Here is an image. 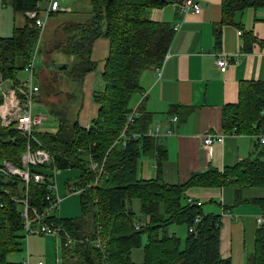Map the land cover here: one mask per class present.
<instances>
[{
  "label": "trees",
  "instance_id": "trees-1",
  "mask_svg": "<svg viewBox=\"0 0 264 264\" xmlns=\"http://www.w3.org/2000/svg\"><path fill=\"white\" fill-rule=\"evenodd\" d=\"M41 1L13 0V5L17 11L27 13L38 10ZM76 1L80 8H73V12H88L89 17L85 21L62 23L58 30L63 31V38H55L46 46L51 57L60 51L73 59L51 67L52 70H61L68 80L75 83L73 97L65 103L61 100V89L53 93L60 96L59 101L50 105L51 114L58 120V128L54 132L36 131L33 139L14 125H3L0 119V158L20 165L22 153L30 142L36 147L41 145L49 149L51 167L79 168L81 173L74 183L86 185L98 179L95 185L81 193V216L56 219L63 222L78 240L72 246L64 247L65 264H232L231 259L224 258L220 252V217L205 213L201 204L190 203L186 192L196 185L234 184L236 201L244 200L243 188L264 186V148L255 147L253 154L225 166L223 170L209 168L193 173L187 182L168 183L162 177V164L167 152L153 137L128 138L126 145L112 146L131 110V96L141 91L142 71L160 66L174 38V30L166 21L151 20L146 11L182 0ZM263 5L264 0H222V21L215 27L217 42L221 38L222 23L231 21L236 10ZM39 31L35 19L27 16L25 26L15 27L11 35L0 37L3 79L12 80L15 85L18 83L19 72L31 60ZM102 35L111 41L103 72L104 88L95 90L98 116L90 127L84 128L77 118L78 96L85 74L97 65L91 53L95 39ZM246 48L251 47L247 44ZM54 89L52 84L46 90L47 94ZM146 120L139 117L129 130L144 132ZM223 127L225 131L234 129L237 133H264V81L251 80L241 85L238 102L229 103L224 108ZM148 150L156 151L157 177L138 179V157ZM93 161L103 163L102 172L92 168ZM10 178L0 179V264H24L7 258L11 251L20 249L25 236L20 195L27 196L31 207L41 208L46 204L47 186L46 182L35 181L26 185L16 175ZM19 184H22V192ZM135 199L140 201L144 220L135 214L132 207ZM251 200L264 212V197ZM197 215H202V220L194 231H190L189 225ZM139 221L141 226L137 228ZM173 223L188 225L184 244L176 233H169L168 227ZM145 234L148 239L144 260L136 262L132 251L141 246ZM97 238L104 242L103 251L95 244ZM73 256L78 257V261L73 263ZM247 264H264V225L257 230L255 250L248 255Z\"/></svg>",
  "mask_w": 264,
  "mask_h": 264
},
{
  "label": "crops",
  "instance_id": "crops-1",
  "mask_svg": "<svg viewBox=\"0 0 264 264\" xmlns=\"http://www.w3.org/2000/svg\"><path fill=\"white\" fill-rule=\"evenodd\" d=\"M46 1L45 8L49 4V0ZM195 1L202 5L200 12H183L175 1L151 7L146 11L149 19L166 21L174 30V38L167 57L165 56L162 61L164 63L160 69L161 73L159 74V66L143 70L140 76L141 91L134 93L129 100L131 109L138 107L140 110L142 107L140 118L143 116L147 119L146 130L143 133L149 128L154 130L158 126L164 132L170 128L175 130L174 133L160 137L143 134L153 137L166 149L167 157L162 164V177L168 183L187 182L193 173L206 171L209 168L223 170L225 166L233 165L253 154L255 147L264 148L262 140L264 133H237L234 129L225 131L223 127L224 108L229 103L238 102L241 85L251 80L264 81V5L247 6L236 10L231 21L222 23L221 38L217 42L215 27L222 21V0ZM62 4L67 5L69 9L51 13L45 18L43 27L37 26L40 30L39 39L34 48L37 46L40 48V41L45 43L55 39L62 23L85 21L89 17L88 12H73V8L80 6L76 0H62ZM45 8L39 5V10L36 11L43 15ZM28 12L17 11L13 0H0V37L11 35L15 27L25 26L27 16L32 17ZM179 23L180 29L175 30V25ZM239 29L242 30L241 34L238 33ZM247 44L250 49L246 48ZM110 47V38L104 35L96 38L93 43L91 58L97 62V65L95 69L85 74L77 103V106L80 105L77 118L84 128L90 127L98 116L99 103L95 100L94 93L95 90L104 88L103 72ZM59 54L56 58L52 57L54 64L73 60L63 52ZM222 54L227 55L229 59L225 70L217 64V58ZM40 62L39 67L44 63L42 57ZM22 70L28 74L25 67ZM60 78L67 79L63 73V75L55 74L53 80L58 82L57 79ZM10 83L8 79H3L0 70V102L3 98L2 89L10 87ZM60 89L63 91V96L65 88L60 87ZM38 98L36 102L50 110L51 103L59 101L60 96L49 97V103ZM61 100L63 103L66 102L63 97ZM173 108L175 110H172ZM34 110L38 112L35 104ZM173 115H178L176 124L171 121ZM39 130L51 131L42 128L37 131ZM207 133H224V141H215L211 146L206 145L204 136ZM116 145L124 146L120 142ZM74 168H49L45 172L55 174L57 180L60 171ZM78 170L80 171L79 168ZM157 174L156 151L142 152L137 161L138 179L156 178ZM66 184L68 185V182ZM75 194L81 197L80 193ZM197 196L208 199L211 203L209 208L211 210L208 213L220 217L221 255L230 258L232 264H247L248 255L255 250L257 230L260 227L256 218L260 213H264L260 205L251 199L264 197V186L254 185L243 188L244 200L240 202L236 201L234 184L208 187L196 185L186 192L188 201L193 199L201 204L200 200H196ZM135 200L140 209V201ZM201 206L203 209L202 204ZM215 206H219V209ZM139 218L144 220L145 215L141 213ZM26 236L29 235L25 234L22 241ZM62 253L65 264L66 251ZM71 259L73 263L78 261V257L73 256ZM17 262L30 264L29 250L28 259Z\"/></svg>",
  "mask_w": 264,
  "mask_h": 264
},
{
  "label": "built area",
  "instance_id": "built-area-1",
  "mask_svg": "<svg viewBox=\"0 0 264 264\" xmlns=\"http://www.w3.org/2000/svg\"><path fill=\"white\" fill-rule=\"evenodd\" d=\"M179 9L183 12L193 11L200 12L202 10V5L195 0H182L181 2H176ZM67 5L62 4V0H49L48 6L43 10V15L38 14L36 10L29 11V15L34 17L35 24L41 28L45 25V18L53 12L66 11L68 10ZM181 24L175 25L174 29H180ZM239 34L242 30L239 29ZM39 48L35 47L32 52L31 61L25 66L28 74L25 79L19 80L16 85H11L6 89H2V101L0 102V119L3 125L9 126L14 125L21 133L26 134L29 138L35 139V132L43 125L47 116L41 112L34 110L35 99L39 96L41 88L37 82L36 77V60L38 57ZM168 54V53H167ZM166 54V57H167ZM165 57V58H166ZM164 63V62H163ZM163 63L160 64L159 70L162 68ZM217 64L222 70H225L229 64V59L227 55L222 54L217 58ZM161 70L159 71V74ZM141 116V112L138 107L132 108L126 118V123L119 134V136L114 141L113 145L117 143H123L126 145L128 138H139L145 135H150L154 137H160L165 134L174 133V128L168 129L166 132L162 131L158 126L156 129L149 128L145 133L131 131L129 128L137 123V119ZM171 121L176 124L178 122V115H173ZM224 133H207L204 136V143L211 146L213 142L224 141ZM264 141V136L262 137ZM3 161V160H2ZM1 164L5 167L9 175L19 176L24 184L29 185L32 181L35 182H46L47 193H46V204L41 207H31L28 199L23 200V230L26 235L30 234H50L59 239L57 244V256L56 263L63 264L64 256L61 255L64 247L70 246L76 241H78L71 233L67 230L63 222H57V218H61L59 214L53 213L54 210L58 209L61 204L62 198L58 193V185L55 174H48L45 171L51 167L52 154L44 146H34L32 143H28L26 150L22 153L21 164L16 165L10 160L4 159ZM92 168L102 172L103 163L99 164L96 161L92 162ZM98 179L91 184H78L69 183L67 185V190L69 193H83L89 186L95 185ZM190 203H195L193 199H189ZM198 203V202H196ZM199 204V203H198ZM52 218V219H51ZM257 222L259 226L264 224V213L257 215ZM202 215H197L193 222L189 225V230L194 231L196 225L201 222ZM141 222L136 223V227L139 228ZM95 244L103 251L104 242L101 238H97ZM28 264V262H24ZM37 264H45L44 260L40 259Z\"/></svg>",
  "mask_w": 264,
  "mask_h": 264
},
{
  "label": "rangeland",
  "instance_id": "rangeland-1",
  "mask_svg": "<svg viewBox=\"0 0 264 264\" xmlns=\"http://www.w3.org/2000/svg\"><path fill=\"white\" fill-rule=\"evenodd\" d=\"M46 5H47L46 0H42L40 2V6L42 8L43 7L45 8ZM76 8L79 9L80 6H77ZM60 12H63V11H60ZM62 32H63L62 30H60V31L58 30L57 36L55 38H60V39L63 38ZM50 42L44 43V41H42V42L40 41V43H39L40 48H39V53H38V58H37V63H36V77H37V82L40 85L41 91H40V94L38 97H40V99L42 101L49 103V101H50L49 97H53L54 91H58V89H60V87L61 88L64 87L65 92H64L63 97L65 100L68 101L70 98L73 97V90H74L73 85L75 83L73 81L68 80V79H62V78L57 79V81L59 83L52 81L55 78V74H62L63 75V72L61 70H58V69H56V70L51 69V67L55 61L53 60V58L51 57L50 54H47V50H46L47 47L46 46H48L50 44ZM59 52L60 51H58L54 55L55 58L58 55H60ZM39 56L42 57V61L44 62L41 64L42 66H40V67H39V65L41 62H40ZM31 58H32V56H31ZM26 76H27L26 71L21 70L19 72V80L25 79ZM9 81H11V83H10L11 85H15L12 83V80H9ZM51 83L53 84L55 89L53 91H51L50 94H47L46 90L48 91L52 87ZM38 97L35 99V109L38 110V112H41L47 116L43 125L40 126L39 128L51 130V131L57 130L58 122H57L56 116L51 114L50 110L46 106L41 105V103L36 102L37 99L39 100ZM2 160L3 159L0 158V179L7 180L11 177V175H9L7 170L5 169V167L2 166V164H1ZM79 174H80V171L78 170V168H74L71 170L64 169L58 173V176H57V185H58V191H59L58 193H59V196L63 200L61 201V204L58 207V209L54 210L53 213L59 214L60 217L73 218V217H78V216L82 215V213H83L81 197L75 193H72L73 195L70 194L67 190V184H66L67 182L73 183L74 181L79 179ZM19 186H20L21 192H22V184H19ZM9 187H7V189H9ZM20 197H21V203L25 202L23 200H27V196L23 193L20 195ZM195 198L198 201L200 200L201 204L205 208V209L203 208V211L205 213H208L209 210H211V209H209L211 206L210 205L211 203L209 202L208 199L202 198L199 196H197ZM132 207L135 210L136 216L139 217V215L141 214V211H140L141 209L138 208L139 204L137 205L136 200L133 202ZM215 207H216V209H219V206L218 207L215 206ZM169 231L171 233L176 232L177 235L179 237H181L183 244H184V240H185V238L189 232L188 225L186 223H182V224L173 223L170 225ZM25 234H26V232H25ZM147 239H148L147 235L146 234L143 235L141 246L134 248V250L132 252V257L136 262H143V260H144V247L147 243ZM58 242H59V239L53 235H50V234H30L29 236H26V238L24 239L22 249L11 251L7 255V258L9 261H12V262L27 260L28 259V250H29V256H30V260H31L30 264H37V262L40 259L46 261V263H48V264H56V256L58 253V251H57ZM60 254L63 255V253H60Z\"/></svg>",
  "mask_w": 264,
  "mask_h": 264
}]
</instances>
